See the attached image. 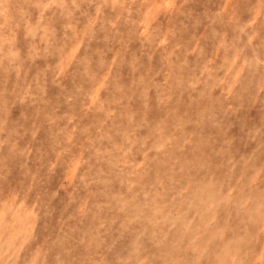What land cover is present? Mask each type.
<instances>
[{
  "label": "rangeland",
  "instance_id": "1",
  "mask_svg": "<svg viewBox=\"0 0 264 264\" xmlns=\"http://www.w3.org/2000/svg\"><path fill=\"white\" fill-rule=\"evenodd\" d=\"M0 264H264V0H0Z\"/></svg>",
  "mask_w": 264,
  "mask_h": 264
}]
</instances>
